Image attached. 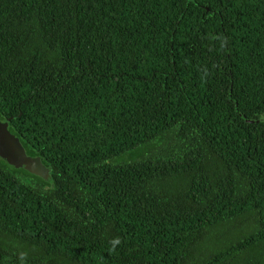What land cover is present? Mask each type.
<instances>
[{
	"label": "trees",
	"instance_id": "1",
	"mask_svg": "<svg viewBox=\"0 0 264 264\" xmlns=\"http://www.w3.org/2000/svg\"><path fill=\"white\" fill-rule=\"evenodd\" d=\"M237 106V111L235 107ZM264 0H0V264H264Z\"/></svg>",
	"mask_w": 264,
	"mask_h": 264
},
{
	"label": "water",
	"instance_id": "2",
	"mask_svg": "<svg viewBox=\"0 0 264 264\" xmlns=\"http://www.w3.org/2000/svg\"><path fill=\"white\" fill-rule=\"evenodd\" d=\"M235 109L237 111V106ZM239 115L247 123L264 122V116L249 120L243 114L239 113ZM10 121L11 118H7L5 121L0 120V158L16 168H24L44 180L51 181V169L44 167L39 159L26 156L19 139L9 131Z\"/></svg>",
	"mask_w": 264,
	"mask_h": 264
}]
</instances>
